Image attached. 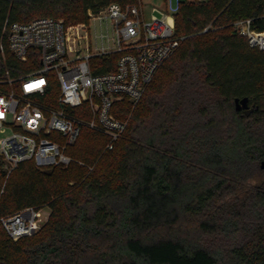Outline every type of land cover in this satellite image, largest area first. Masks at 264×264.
Returning a JSON list of instances; mask_svg holds the SVG:
<instances>
[{
    "label": "trees",
    "instance_id": "trees-1",
    "mask_svg": "<svg viewBox=\"0 0 264 264\" xmlns=\"http://www.w3.org/2000/svg\"><path fill=\"white\" fill-rule=\"evenodd\" d=\"M112 2L139 0H0V77L25 65L6 22H88ZM241 19L264 31V0H183L175 27L184 38L135 106L115 104L128 124L112 148L82 126L67 165L31 159L7 176L0 162V217L50 211L19 237L0 222V264H264V50L237 31ZM118 55L95 56L93 71L115 69ZM244 96L249 114L236 108Z\"/></svg>",
    "mask_w": 264,
    "mask_h": 264
},
{
    "label": "built area",
    "instance_id": "built-area-1",
    "mask_svg": "<svg viewBox=\"0 0 264 264\" xmlns=\"http://www.w3.org/2000/svg\"><path fill=\"white\" fill-rule=\"evenodd\" d=\"M182 1L161 0V6H154L159 14L149 19L142 3L112 2L97 13L90 10L91 19H110L113 27L112 35L102 32L96 49L90 42L81 46L83 38H90V22L66 25L52 16L6 22L7 45L25 63L19 75L0 77V131L10 129L0 137L6 175L31 159L40 168L69 164L73 157L66 149L82 126L105 133L106 147L112 148L128 124L116 115L115 104L127 99L135 106L184 38L176 34L174 18ZM235 28L250 46L264 50V31L253 28L251 19L236 21ZM112 53L119 54L115 69L95 73L93 58ZM54 79L59 85L56 96L51 95ZM79 106L85 107L74 113ZM48 216L45 208L28 206L0 217V222L10 236L19 237L36 232Z\"/></svg>",
    "mask_w": 264,
    "mask_h": 264
},
{
    "label": "rangeland",
    "instance_id": "rangeland-1",
    "mask_svg": "<svg viewBox=\"0 0 264 264\" xmlns=\"http://www.w3.org/2000/svg\"><path fill=\"white\" fill-rule=\"evenodd\" d=\"M143 4V8H144V12L146 14V18H151L153 15L155 14H159V11L157 8L155 7H159L162 5L161 0H139L138 3H134V4ZM155 6V7H154ZM175 18V15H174ZM62 19V18H61ZM91 20V17H90ZM90 20L88 22H86L87 24L90 22ZM102 32L107 33L109 32V34H113V27L111 26V20L110 19H92L90 26L88 28V34H90V38H83L82 41V47H85V44H87L88 42H90L92 44L93 49H96V47L100 46L102 44V38H101V34ZM82 33H85L84 30H82ZM96 64V63H95ZM263 106H264V101H263ZM10 132V129H8L6 132L5 131H0V137H4L6 136L8 133ZM258 179H254L253 181L258 182ZM45 211L47 213H49V209L45 208Z\"/></svg>",
    "mask_w": 264,
    "mask_h": 264
},
{
    "label": "water",
    "instance_id": "water-1",
    "mask_svg": "<svg viewBox=\"0 0 264 264\" xmlns=\"http://www.w3.org/2000/svg\"><path fill=\"white\" fill-rule=\"evenodd\" d=\"M235 102H236V108L238 110L245 109V112L247 114H249L254 109V107L250 105V98L248 96H244L242 98L237 97L235 99ZM261 166L264 168V160L262 161Z\"/></svg>",
    "mask_w": 264,
    "mask_h": 264
},
{
    "label": "flooded vegetation",
    "instance_id": "flooded-vegetation-1",
    "mask_svg": "<svg viewBox=\"0 0 264 264\" xmlns=\"http://www.w3.org/2000/svg\"><path fill=\"white\" fill-rule=\"evenodd\" d=\"M250 105H252L253 106V104L250 102Z\"/></svg>",
    "mask_w": 264,
    "mask_h": 264
},
{
    "label": "crops",
    "instance_id": "crops-1",
    "mask_svg": "<svg viewBox=\"0 0 264 264\" xmlns=\"http://www.w3.org/2000/svg\"><path fill=\"white\" fill-rule=\"evenodd\" d=\"M92 20V19H91ZM91 20H90V23H91Z\"/></svg>",
    "mask_w": 264,
    "mask_h": 264
}]
</instances>
